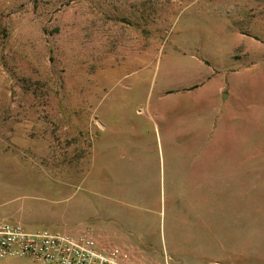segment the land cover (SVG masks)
<instances>
[{
    "label": "rangeland",
    "instance_id": "obj_1",
    "mask_svg": "<svg viewBox=\"0 0 264 264\" xmlns=\"http://www.w3.org/2000/svg\"><path fill=\"white\" fill-rule=\"evenodd\" d=\"M196 57L238 93L243 155L130 141ZM0 198L26 230L72 236L109 203L138 264H264V0H0Z\"/></svg>",
    "mask_w": 264,
    "mask_h": 264
},
{
    "label": "crops",
    "instance_id": "obj_2",
    "mask_svg": "<svg viewBox=\"0 0 264 264\" xmlns=\"http://www.w3.org/2000/svg\"><path fill=\"white\" fill-rule=\"evenodd\" d=\"M182 67L183 69L176 76V79L179 80L178 87L164 91V94L166 93L167 97L170 96L171 100L168 105L162 106V110L157 111L160 119L153 123V130L144 129L140 136L137 135L136 130H131L130 141L136 142L138 141L136 138L139 137L142 143H150L154 142L153 139H157L160 143L173 146L168 155H179V144L181 143L192 145L190 155H243V137L240 128L242 124L238 120V105H234L239 100L238 93L235 91L225 92L224 76L220 74L219 69L212 68L209 62L202 57H196L191 63ZM192 111L194 114L190 121L180 120L181 112L190 114ZM229 130H232V135ZM93 150L94 146H92V152ZM72 195H68L66 199ZM93 195L95 194L93 193ZM231 195L232 201H234L236 195L235 197L233 193ZM11 201L12 199L0 198V222L8 220L21 225L24 229L26 226L34 225V222L37 223L34 218L22 220L23 222L15 221L17 220L14 217L16 211L14 210L12 213L8 211L12 207ZM97 207L103 209V216L107 222L100 221V213H97L100 208L95 214L93 212L94 217L91 224L95 228L90 229V235L99 244L116 245L126 251H128L127 248L133 249L130 243L131 235L125 234L128 232L124 227V225L129 227L128 223L131 221L125 220L122 222L123 226L117 229L109 222L115 216V211L109 203L108 205L100 204ZM113 225L115 226V224ZM88 229V226L83 225L72 233L76 236ZM223 251L221 248L219 253ZM129 254L134 256L130 252ZM180 256L172 259V263H170L169 258L166 260L163 255L148 249L141 252V257L145 259V263L141 264H221L220 261L213 258L187 260ZM223 257H226V254Z\"/></svg>",
    "mask_w": 264,
    "mask_h": 264
},
{
    "label": "built area",
    "instance_id": "obj_3",
    "mask_svg": "<svg viewBox=\"0 0 264 264\" xmlns=\"http://www.w3.org/2000/svg\"><path fill=\"white\" fill-rule=\"evenodd\" d=\"M6 257H26L36 264H138L125 249L99 244L91 235L30 231L1 221L0 258Z\"/></svg>",
    "mask_w": 264,
    "mask_h": 264
},
{
    "label": "water",
    "instance_id": "obj_4",
    "mask_svg": "<svg viewBox=\"0 0 264 264\" xmlns=\"http://www.w3.org/2000/svg\"><path fill=\"white\" fill-rule=\"evenodd\" d=\"M198 264H212V263H198Z\"/></svg>",
    "mask_w": 264,
    "mask_h": 264
}]
</instances>
